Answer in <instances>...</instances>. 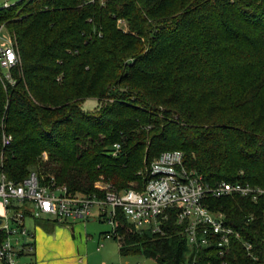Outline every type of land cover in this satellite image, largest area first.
<instances>
[{"label":"trees","instance_id":"1","mask_svg":"<svg viewBox=\"0 0 264 264\" xmlns=\"http://www.w3.org/2000/svg\"><path fill=\"white\" fill-rule=\"evenodd\" d=\"M0 24L20 56L13 83L0 80V172L8 178L35 170L82 194L98 192V175L116 189L139 186L154 156L181 149L208 182L264 186V0H16L0 6ZM87 97L99 105L83 109ZM222 111L230 115L217 118ZM2 132L11 135L6 146ZM210 202L257 259L232 238L226 263L212 246L200 249L199 263L264 264V197ZM115 222L121 255L189 264L173 220L152 232L117 210Z\"/></svg>","mask_w":264,"mask_h":264},{"label":"built area","instance_id":"2","mask_svg":"<svg viewBox=\"0 0 264 264\" xmlns=\"http://www.w3.org/2000/svg\"><path fill=\"white\" fill-rule=\"evenodd\" d=\"M4 40L6 42L0 44V80L13 83L10 68L20 62V56L14 41L10 37ZM10 140L11 135L2 132V146ZM119 149L120 143L113 142L110 153L116 155ZM141 174L143 181L139 186L132 182L129 187L116 189L102 182L94 185L98 192L82 194L68 192L67 187L56 184L53 177L44 181L35 170H29L19 180L0 172V230L4 232L0 262L34 264L33 260L23 258L33 251V232L25 225L26 216L47 217L62 223L71 218L86 219L94 209L111 225L103 234L105 237L118 235L117 210L134 228L152 232H162L163 225L173 220L182 227L189 264H200V249L210 246L221 263H226L232 238L241 242L251 259H257L252 243L241 238L239 231L226 223L224 211L213 209L210 200L237 194L257 201L264 197V186L240 180L208 182L202 173L185 162L181 149L161 151ZM207 257L205 260L209 262Z\"/></svg>","mask_w":264,"mask_h":264},{"label":"crops","instance_id":"3","mask_svg":"<svg viewBox=\"0 0 264 264\" xmlns=\"http://www.w3.org/2000/svg\"><path fill=\"white\" fill-rule=\"evenodd\" d=\"M93 213L102 218L96 209L92 211L90 216ZM38 219L41 220L40 226H37V229L31 230L33 232V251L30 255L23 257L25 260L31 259L34 264H89L88 254L90 249L88 244L91 243L95 251H100L101 248L106 249V252L105 250L103 251L105 254L101 256L97 264H123L120 258H118L123 255L119 253L117 241L116 243L112 242L111 248L108 244H105L106 239H114V237H105L103 235L108 230L94 229L89 231L91 229L87 228L86 224L77 222L81 218H71L68 220V223H58L54 227L55 229H52L56 235L63 234L66 236L65 240L57 242L52 240V237L47 235L46 232L42 231L47 230L46 225H44L45 223L49 220H54L47 217H40ZM115 251L118 256L113 254ZM98 253L100 254L101 252Z\"/></svg>","mask_w":264,"mask_h":264},{"label":"rangeland","instance_id":"4","mask_svg":"<svg viewBox=\"0 0 264 264\" xmlns=\"http://www.w3.org/2000/svg\"><path fill=\"white\" fill-rule=\"evenodd\" d=\"M16 0H0V6L3 5L4 2H7L8 4L13 3ZM2 25V24H0ZM117 25L122 27L123 30H126V22L123 19H117ZM8 37H10L7 28L3 25V27L0 28V44L5 43L6 41L4 39H8ZM11 38V37H10ZM142 39V41L144 43H148L147 39L145 37H140ZM11 40L13 41V39L11 38ZM167 93H163V96H165ZM169 103L163 102L162 104H160V107H166L168 106ZM196 104V103H195ZM194 103L192 105H195ZM99 105L98 101L96 100V98L94 97H87L84 98L80 101V106L85 109V110H91L96 108ZM207 103H205V99L203 101V103H198L197 106L200 107L201 109H203L204 106H206ZM199 114H197L198 116ZM230 114L227 111H222L220 113H218L217 118L223 119L228 117ZM148 128V127H147ZM40 158L42 160L47 158V152L45 150H43L40 154ZM102 182H105V180L103 179L102 175H98L97 179L94 181V185L95 184H101ZM94 211V210H92ZM91 218V220H90ZM77 222H81L86 224L87 228L91 229L89 231H92L94 229H103V230H110L111 225L110 223L104 218H99L98 215L95 213L92 214V216H90L87 219H81L80 221ZM59 222H54L49 220L47 223H45L44 225H46L47 230H42L44 232L47 233V235H50L52 237V240L54 241H63L66 239V236L61 234V235H56L55 231L52 230L56 224H58ZM68 222H62V224H65ZM41 224V220L38 218H32L29 216L25 217V225L29 230H33V229H37V226H40ZM42 226V225H41ZM41 229V228H40ZM55 229V228H54ZM51 230V231H50ZM112 242L116 243V240L113 238H109L106 239L105 244L109 245L110 248L112 247ZM89 249L90 252L88 254V260H89V264H97L99 263V260L101 258V256L103 254H105L106 249L101 248L100 251H95L94 246L89 243ZM105 250V252L103 253V251ZM98 252H101L100 254ZM115 256L117 255V252L115 251L113 253ZM120 258L121 262L123 264H136L137 262H139L140 264H157L153 259L148 258L142 254H127V255H123L122 257H118ZM23 260V259H21ZM0 264H2L0 262Z\"/></svg>","mask_w":264,"mask_h":264},{"label":"water","instance_id":"5","mask_svg":"<svg viewBox=\"0 0 264 264\" xmlns=\"http://www.w3.org/2000/svg\"><path fill=\"white\" fill-rule=\"evenodd\" d=\"M2 223V221L0 220V224Z\"/></svg>","mask_w":264,"mask_h":264}]
</instances>
